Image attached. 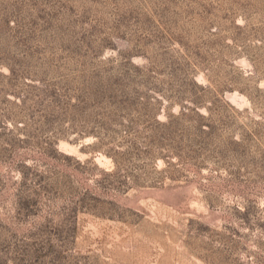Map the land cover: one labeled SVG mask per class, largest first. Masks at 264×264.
Here are the masks:
<instances>
[{"label":"rangeland","instance_id":"rangeland-1","mask_svg":"<svg viewBox=\"0 0 264 264\" xmlns=\"http://www.w3.org/2000/svg\"><path fill=\"white\" fill-rule=\"evenodd\" d=\"M0 264H264V0H0Z\"/></svg>","mask_w":264,"mask_h":264}]
</instances>
